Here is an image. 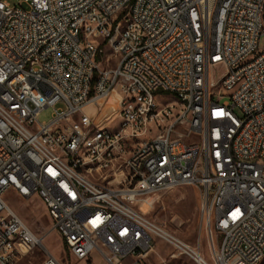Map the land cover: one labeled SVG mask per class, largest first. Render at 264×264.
I'll return each mask as SVG.
<instances>
[{
    "label": "built area",
    "instance_id": "built-area-1",
    "mask_svg": "<svg viewBox=\"0 0 264 264\" xmlns=\"http://www.w3.org/2000/svg\"><path fill=\"white\" fill-rule=\"evenodd\" d=\"M263 36L264 0H0V264L41 243L8 191L76 259L146 264L158 237L210 264L136 208L184 185L220 234L213 264L264 260Z\"/></svg>",
    "mask_w": 264,
    "mask_h": 264
},
{
    "label": "rangeland",
    "instance_id": "rangeland-1",
    "mask_svg": "<svg viewBox=\"0 0 264 264\" xmlns=\"http://www.w3.org/2000/svg\"><path fill=\"white\" fill-rule=\"evenodd\" d=\"M5 1L10 4L18 2V0ZM263 46L264 36L258 43L259 48ZM111 64L113 65L114 62ZM161 97L162 94L159 93L156 96L157 100H161ZM224 99H228V96H225ZM110 106L112 107V104ZM51 112V107L43 109L38 116V121H47ZM4 199L41 241L39 246L18 258L14 264H39L48 253L63 264H106L96 251L87 260H79L70 255L64 248L60 237L52 229L45 208L37 197L22 198L13 191H8L4 195ZM200 203L199 187L184 185L141 197L136 208L141 209L149 219L158 223L167 232L198 247L206 261L213 264L212 248H216L220 234L212 224L201 219ZM145 263L195 264L187 256L178 254L169 243L158 237H154L152 250L145 257ZM257 264H264V260Z\"/></svg>",
    "mask_w": 264,
    "mask_h": 264
},
{
    "label": "bare ground",
    "instance_id": "bare-ground-1",
    "mask_svg": "<svg viewBox=\"0 0 264 264\" xmlns=\"http://www.w3.org/2000/svg\"><path fill=\"white\" fill-rule=\"evenodd\" d=\"M116 98L117 97L115 93L110 94V96L106 99V106L111 107V104L114 106V100ZM237 163H245V156H237Z\"/></svg>",
    "mask_w": 264,
    "mask_h": 264
}]
</instances>
